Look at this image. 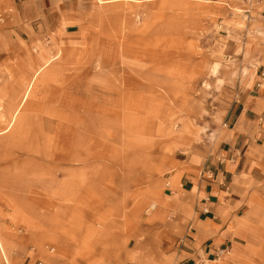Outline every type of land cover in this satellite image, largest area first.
Wrapping results in <instances>:
<instances>
[{"label":"rangeland","instance_id":"obj_1","mask_svg":"<svg viewBox=\"0 0 264 264\" xmlns=\"http://www.w3.org/2000/svg\"><path fill=\"white\" fill-rule=\"evenodd\" d=\"M257 11L0 0V264H125L170 210V176L216 145L253 70ZM249 211L264 264V186Z\"/></svg>","mask_w":264,"mask_h":264},{"label":"crops","instance_id":"obj_2","mask_svg":"<svg viewBox=\"0 0 264 264\" xmlns=\"http://www.w3.org/2000/svg\"><path fill=\"white\" fill-rule=\"evenodd\" d=\"M251 24L260 31L253 70L224 114L216 145L170 176V210L140 229L125 264H256L248 218L264 186V11Z\"/></svg>","mask_w":264,"mask_h":264},{"label":"bare ground","instance_id":"obj_3","mask_svg":"<svg viewBox=\"0 0 264 264\" xmlns=\"http://www.w3.org/2000/svg\"><path fill=\"white\" fill-rule=\"evenodd\" d=\"M28 96H29V93L27 94V97H26V99H25V100H27Z\"/></svg>","mask_w":264,"mask_h":264}]
</instances>
